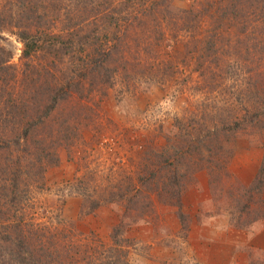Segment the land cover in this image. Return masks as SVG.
Listing matches in <instances>:
<instances>
[{"label":"rangeland","instance_id":"374dc122","mask_svg":"<svg viewBox=\"0 0 264 264\" xmlns=\"http://www.w3.org/2000/svg\"><path fill=\"white\" fill-rule=\"evenodd\" d=\"M34 7L54 27L30 28L47 43L59 35V59L42 43L21 59L18 24ZM68 18L83 28L72 40ZM113 20L122 26L126 69L97 89L87 82L85 100L75 94L61 104L65 113L74 104L95 109L73 144L56 147L58 162L18 190L23 201L12 210L24 217L36 260L110 264L118 254L123 264H264V0H0V43L21 75L47 61L67 74L88 62L94 45L112 46ZM246 105L262 123L221 136L223 148L212 152V138H203V167L183 176L180 205L155 192L151 207L117 196L133 192L155 154L156 183L185 172L192 156L178 144L193 142L200 118L218 127V115L241 120Z\"/></svg>","mask_w":264,"mask_h":264},{"label":"trees","instance_id":"16d2710c","mask_svg":"<svg viewBox=\"0 0 264 264\" xmlns=\"http://www.w3.org/2000/svg\"><path fill=\"white\" fill-rule=\"evenodd\" d=\"M46 5L49 7V4ZM33 9L32 14L30 8H24L23 12H26L22 15V23L18 24L20 27L24 26L18 32L19 39L24 44L21 59L29 58L33 52L36 53L38 49H41L42 44L59 59L61 51L55 48L59 35H52V40L47 43V40L44 42L35 35L36 30L30 28L43 25L47 26L51 32L54 20H50L45 14L38 12L37 7ZM187 13L191 14V11H187ZM71 21L73 20L68 18L66 24V27L72 30L70 40L75 39V35L83 30L79 24L80 21L74 25H71ZM118 21H112V25L116 24L112 35L114 41L112 46L96 48L94 45L93 53L87 59L88 62L82 66L79 65V68L70 70L67 74H63L59 70L58 63L47 61L46 64L41 62L38 65H26L24 75H21L16 72V66L10 62L11 50L0 43V209L3 210V213H0L2 218L0 220V264H38L40 261V258L38 261L36 260V247L32 245L34 243H32V238L26 235L23 224L24 217L17 216L12 210L21 207L23 201V195L18 190L23 183L36 178L37 174L42 177L46 165L58 162L56 147L73 144L80 136V126L84 121L91 119L95 109V106L88 103L76 106L74 104L65 113V111H59L61 104L74 98L75 94H78L81 100H85L88 95L87 82L90 81L88 85L90 88L94 86L93 89H97L100 84L110 83L120 67L126 69L127 63L121 60L120 56L122 50H118L123 38L118 35L119 28L122 27ZM39 31L41 29L37 33ZM44 35L46 34L44 33ZM30 68L32 69L28 73ZM53 69H56L57 74ZM60 72L65 82L62 84L58 83ZM245 108L247 112L242 115L241 120H238L235 113L222 112V116L218 115L220 126L214 128L203 126L201 120L208 121L207 115L200 118L193 128L196 133L191 136L190 140L193 142L187 145L178 144L179 151L186 149L192 156L190 164L186 165L185 172L174 169L175 173L170 179L159 180L160 183H156L155 179L158 177V172L161 171L158 166L162 156L157 157L155 154V158L149 160L145 165V173L148 174L144 173L136 180H132L133 192L126 194L127 196L120 192L117 196L127 197L126 199L131 204L142 202V205L151 207L154 202L150 197V192H155L160 202L180 205L183 176L203 167L201 165V162L205 160L203 138L209 136L212 138L207 144L212 152L214 148L220 146L223 148L222 143L219 142L221 136L228 139L230 134L239 129H245V126L246 128L260 126L259 124L262 122L259 119V114L256 111L249 114L251 111L248 105ZM207 129L211 130L206 131ZM182 130L184 129L182 128ZM185 135V132L184 136L182 132L181 138L177 142L184 141ZM182 153L185 154L184 151ZM24 160L25 162H23ZM212 160H214L213 157H211V163H214ZM261 171L264 173V164ZM3 205L4 208H2ZM122 260L117 254L115 258L112 256L110 264H123Z\"/></svg>","mask_w":264,"mask_h":264}]
</instances>
